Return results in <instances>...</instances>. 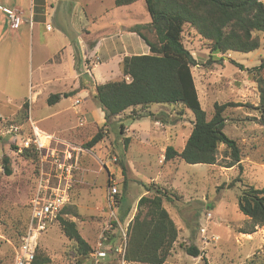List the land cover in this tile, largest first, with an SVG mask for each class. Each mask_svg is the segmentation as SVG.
Returning <instances> with one entry per match:
<instances>
[{"label": "rangeland", "instance_id": "1", "mask_svg": "<svg viewBox=\"0 0 264 264\" xmlns=\"http://www.w3.org/2000/svg\"><path fill=\"white\" fill-rule=\"evenodd\" d=\"M74 2L85 8L88 22L95 16L100 18L105 15L98 21L102 26L113 19L122 21L123 25L146 24L151 21L144 1L124 7H116L115 0ZM50 3L54 4L52 0ZM143 32L152 41H156L154 34L146 30ZM259 38L261 47L258 50L250 53L231 52L225 55L224 61H216L220 55H211L207 43L192 28L185 26L183 33L186 48L198 62L192 70L202 108L208 117L213 115L216 103L233 104L224 113L227 119L225 133L237 141L241 149L242 167H226L229 159L223 146L219 149L215 165H189L179 158L171 161L162 159L158 149L165 138L167 147L181 150L192 132L194 113L180 105L154 104L149 109L154 115L146 112L141 117L128 121L131 125L129 136L134 142L130 144L127 153L124 150L125 141H122L120 134V121L112 123L111 134L106 135L105 140L93 150L96 157L102 160V167L106 165L109 170L112 169L111 161H118V158L113 157L116 151L138 179L147 184L153 179L166 184L165 188L177 194L178 199L165 203L179 228V237L164 264H264V226H257L251 238L243 234L242 232L251 231L253 224L240 212L238 206L239 196L246 185L264 188V119L259 109L261 94L256 82L259 77L256 69L264 64V31L259 33ZM121 65L120 61L110 65L114 75L112 80L121 77ZM260 76L264 78V70ZM19 79L22 78H10L4 90L5 93L14 95L11 103L7 104L5 96L0 93L2 117L6 107L18 108L22 103L16 100L24 87ZM25 81V88L30 87V78ZM74 99L68 97L64 102L71 105ZM44 105L43 109L36 111H47L49 108ZM36 106H40V101ZM15 119L12 115L5 121L0 120V264H13L14 252L28 229L32 213L30 200L36 186V165L32 159L23 155L21 141L14 138L16 132L12 128ZM156 121L163 124L160 131L166 137L155 143L149 132L156 128ZM77 141L86 152L84 147L90 141V136H81ZM4 156L11 160L9 174L3 166ZM105 177L106 171L98 179L99 188L104 185ZM238 178L241 181L237 182ZM233 182H236L235 185L230 187L229 184ZM114 184L115 176L109 174L104 198L100 195V189L96 193L93 190L95 194L92 191L89 196L85 195L82 188H79L80 185L70 193L67 213L63 218L75 222L80 234L93 247H96L108 224L112 226L108 234L110 240L114 245L120 243L121 235L114 224L116 219L108 207L109 190ZM144 191L145 187L142 185L129 189L123 204L134 209L137 198ZM119 198H116L113 205L118 220L121 214L117 206ZM132 212L136 214L137 211ZM121 224L127 226L126 222ZM191 245L198 247L202 255L197 258L188 255L184 247ZM75 249V242L65 236L60 220L57 219L40 235L37 250L49 259L48 264H86L76 256ZM112 260L111 264H120L115 255L110 261Z\"/></svg>", "mask_w": 264, "mask_h": 264}, {"label": "trees", "instance_id": "2", "mask_svg": "<svg viewBox=\"0 0 264 264\" xmlns=\"http://www.w3.org/2000/svg\"><path fill=\"white\" fill-rule=\"evenodd\" d=\"M139 1L145 2L151 21L136 24L127 31L138 34L149 46L150 53L125 56L121 65L122 76L96 86L95 98L105 114L106 125L128 110H132L129 117L137 119L146 112L154 115L149 111L154 104L180 105L194 113L192 132L181 150L167 147L165 161L179 158L189 165H215L219 149L223 146L229 159L226 167H242L241 149L237 141L225 133L227 119L224 113L233 104L216 103L213 115L208 117L202 108L192 70L198 62L186 48L183 33L185 26L192 28L207 43L211 55H220L216 61H224L225 55L231 52L256 51L261 47L259 33L264 31L263 0H115V5L124 7ZM143 30L154 34L156 41H152ZM237 65L244 69L242 65ZM263 70L264 64L256 69L259 76L256 82L261 94L259 109L264 119V78L260 76ZM59 100L58 95H52L48 103L55 105ZM28 121L29 107L26 103L13 124L21 126ZM121 128L123 131L124 127ZM105 137L102 128L85 148H93ZM23 153L35 163L37 175V153L31 149H24ZM10 161L8 156L2 159L8 174ZM236 181H241V178ZM235 183L229 186L233 187ZM146 190L150 194L139 200L137 212L128 226L125 260L129 263L164 264L179 237V228L165 203L174 202L178 197L153 182L146 185ZM238 206L253 224V229L243 234H252L257 226H264V188L246 185L239 196ZM67 207L61 210L58 220L65 236L75 242L76 256L89 264V254L95 247L83 238L75 222L63 218ZM128 213L121 214L120 220L124 221ZM184 250L195 258L202 255L194 245L185 246ZM48 263L49 259L37 250L33 264Z\"/></svg>", "mask_w": 264, "mask_h": 264}, {"label": "crops", "instance_id": "3", "mask_svg": "<svg viewBox=\"0 0 264 264\" xmlns=\"http://www.w3.org/2000/svg\"><path fill=\"white\" fill-rule=\"evenodd\" d=\"M50 1L0 0V78H2L0 93L5 96L4 101L6 100V103L9 104L14 98L12 97L14 95L4 92L10 78H22L19 80H21V86L24 85L23 92L19 93V97H16V100H20L22 103L18 108L6 107L4 117L0 115V120L5 121L12 115L16 117L27 103L29 121L21 126H13V128L19 129L14 138L22 141L25 136L31 134V124L33 123L41 132L78 148L80 145L77 140L81 136H90L91 141L102 128L109 136L112 123L120 121V134L122 141H125L124 150L127 153L130 144L134 142V139L129 136L131 125L128 123V121L134 120L129 117L132 110H128L106 125L105 114L95 98L96 86L114 81L110 65L118 61L122 64L125 56L149 54V46L138 34L126 31L135 24L123 25L122 21L113 19L109 24L102 26L98 21L105 15L100 18L95 16L91 22H88L85 8L81 7L79 3L76 4L74 0H52L54 4ZM4 8L10 9L22 17L23 22L18 29L12 28V22ZM116 29L118 31H115ZM86 72L90 73L94 85L84 83L83 75ZM119 76H122V71ZM28 77L31 82L30 87L25 88V79ZM52 95H58L60 98L55 105L48 103V99ZM68 97L75 98L71 105L64 102ZM77 100L81 101L79 105H76ZM39 101L40 106L35 107ZM44 104L49 108L47 111H36L43 109ZM81 117L86 120L83 127L79 122ZM154 125L156 128H153L149 133L152 134L153 142L156 143L166 135L160 131L163 127L161 122L156 121ZM122 126L124 127L123 131ZM127 139L129 140L126 141ZM136 139L138 140V138ZM96 147L97 145L91 149L84 147L86 152L75 153L78 170L72 191L80 185L79 188H82L85 195L89 196L93 190L96 193L100 189V195L104 198L109 174L115 176L114 186L118 189L117 195L120 197L119 204L117 202L118 212L124 214L129 211L126 219L121 221L119 218V221L126 222V225L129 226L135 216V212L132 211H137L139 200L150 194L146 190L148 184L130 172L125 161L116 151H114L113 157L118 158V163L111 161V170L106 165L102 167L100 163L102 160L98 159L93 152ZM166 149L165 138L163 145L158 149L162 159H165ZM160 162L162 161L160 160ZM104 171H106L104 185L99 188L98 179ZM152 182L166 187V184L153 179ZM139 185L144 186L145 191L137 198V206L133 209L130 205H124V196L129 189H134ZM172 187L174 188V186ZM133 214L134 216H132ZM245 235L250 238L252 236L251 234Z\"/></svg>", "mask_w": 264, "mask_h": 264}, {"label": "built area", "instance_id": "4", "mask_svg": "<svg viewBox=\"0 0 264 264\" xmlns=\"http://www.w3.org/2000/svg\"><path fill=\"white\" fill-rule=\"evenodd\" d=\"M4 11L12 22V28L18 29L23 22L22 17L10 9L4 8ZM80 102L77 100L76 105H79ZM79 122L83 126L86 120L81 117ZM31 129V134L25 136L21 141L23 147L21 150L31 149L36 152L39 157V165L36 186L30 200L31 218L22 242L16 249L13 264L34 263L40 235L52 222L58 219L61 210L70 201V192L76 183V171L78 170L75 153L83 151L80 147L41 132L33 123ZM12 130L19 131L18 128H12ZM118 193L115 186L110 187L108 207L116 219L114 224L121 235L120 243L114 245L110 241L108 234L112 226L108 224L96 247L89 254V264H106L113 255L117 257L120 264H127L125 253L128 226L124 227L113 211Z\"/></svg>", "mask_w": 264, "mask_h": 264}, {"label": "water", "instance_id": "5", "mask_svg": "<svg viewBox=\"0 0 264 264\" xmlns=\"http://www.w3.org/2000/svg\"><path fill=\"white\" fill-rule=\"evenodd\" d=\"M83 80H84V83L86 85L90 84V85H94V82L92 80V77L90 75L89 72H86L84 75H83Z\"/></svg>", "mask_w": 264, "mask_h": 264}]
</instances>
